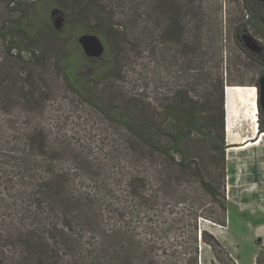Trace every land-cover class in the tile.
<instances>
[{"label": "rangeland", "instance_id": "rangeland-1", "mask_svg": "<svg viewBox=\"0 0 264 264\" xmlns=\"http://www.w3.org/2000/svg\"><path fill=\"white\" fill-rule=\"evenodd\" d=\"M94 1L52 0L31 39L36 51L20 53L27 42L15 24L33 16L37 0H0V227L24 207L33 223L63 222L83 244L97 223L110 244L131 243L160 264H264V139L233 148L250 135L236 129L230 142L225 100V160L212 148L221 125L218 74L229 79L226 91L257 87L264 73L256 57L264 50L245 40L250 33L264 42L245 0ZM54 8L64 14L61 30ZM77 26L76 39L91 33L105 44L104 55L92 59L112 64L87 97L59 69L51 37L52 28ZM194 111V125L184 128ZM133 120L157 128L163 147L139 141L126 127ZM35 127L47 146L27 156ZM182 160L191 166L182 168ZM32 175L54 180L49 192L28 200L22 191L35 184ZM4 192L17 197L9 216Z\"/></svg>", "mask_w": 264, "mask_h": 264}, {"label": "trees", "instance_id": "trees-1", "mask_svg": "<svg viewBox=\"0 0 264 264\" xmlns=\"http://www.w3.org/2000/svg\"><path fill=\"white\" fill-rule=\"evenodd\" d=\"M52 0H37V6L33 8V16L29 18H21L16 23L17 29L23 31V40L27 42L25 46H11V48L17 47L21 51L26 50L29 52L36 51L34 44H31L32 37L37 32L38 25L47 22V11L54 4ZM86 5H96L94 0H80ZM246 9L248 11V17L250 18L249 23L256 26L258 33L264 40V2L260 0H245ZM248 23V22H247ZM11 28L15 26L11 25ZM39 28V27H38ZM244 27H242L243 29ZM246 28V27H245ZM83 31L80 26L75 29L66 27L62 31H56L51 29L52 39L59 49L58 67L64 72L66 80L72 85L73 89L78 92L81 96L87 97L90 91V83L96 82L102 78L110 69L112 64H109L108 60L104 62L97 61L96 59L88 58L85 56L81 46L77 42V34ZM13 35V32H10ZM253 35V34H252ZM254 36V35H253ZM264 47V42H260ZM257 57V56H256ZM264 59V55L258 57ZM264 76L261 74L260 78ZM259 78V82H260ZM229 79L221 73L217 76V112L221 116V125L218 127L219 138L212 137V148L219 153L222 161L225 160L226 155V142H225V100L226 91L225 83ZM260 91V83L257 85ZM260 114H259V128L260 131H264V118L263 108L259 102ZM187 115V123L184 128H191L195 123V113ZM212 117V116H211ZM126 127L131 130L135 137L146 146L152 147H163L162 141L159 137V131L150 122L135 121L133 120L130 124L126 123ZM38 128H32L30 135L26 139L27 142L24 144L22 154L27 153L34 154V151H40L44 153L47 146V142L44 138H37L34 132ZM182 136L176 138L178 143V150L180 151V145L182 143ZM20 153V152H19ZM182 168H187L191 164H187L186 161L182 160L178 163ZM35 182L30 189L22 191L23 195H26V199L34 200L42 192H49L45 187L48 179L51 183L54 178H45L41 183L38 182V177L32 175ZM142 179L137 180V184ZM135 180H130V186L134 185ZM44 186V188H43ZM205 188L211 192H215V187L212 183L205 182ZM6 200L5 203L1 204L2 212L6 213L7 216L12 211L11 206L16 203L17 197L12 196L10 192H4L1 196ZM2 199V200H3ZM22 211L16 214V218L13 216L7 220L5 226L0 227V264H160L158 258H152V255L148 251L135 248L133 244H127L125 246L118 247V241L115 244H110L113 238H109L108 233L104 230L95 228L89 231L84 244L78 241V238H70L68 236L67 224L62 223H48L46 227L39 224H35L32 221V217L27 216V210L22 207ZM24 210L26 212H24ZM30 214V213H29ZM94 213L90 211L84 220H90ZM91 223V222H90ZM92 227V226H91ZM63 228V229H62ZM98 228V227H97ZM205 234V233H204ZM116 239V238H115ZM207 241V240H206ZM211 244L210 241H207ZM216 244H220L218 240H215ZM107 245L109 247H107ZM212 245V244H211ZM214 245V244H213ZM215 246V245H214ZM70 257V258H69Z\"/></svg>", "mask_w": 264, "mask_h": 264}, {"label": "bare ground", "instance_id": "bare-ground-1", "mask_svg": "<svg viewBox=\"0 0 264 264\" xmlns=\"http://www.w3.org/2000/svg\"><path fill=\"white\" fill-rule=\"evenodd\" d=\"M257 97L258 90L255 86L228 85L226 88V132L230 142H236V138L232 137L236 129L244 130L250 135L241 141V146L233 148H244L264 139V132H258L257 129L260 113Z\"/></svg>", "mask_w": 264, "mask_h": 264}, {"label": "water", "instance_id": "water-1", "mask_svg": "<svg viewBox=\"0 0 264 264\" xmlns=\"http://www.w3.org/2000/svg\"><path fill=\"white\" fill-rule=\"evenodd\" d=\"M264 2V0H260ZM57 15L54 25L57 30H61L64 24V14L59 8H54L51 11V16L54 18ZM245 40L247 44L253 47L256 50H264V47L258 42L254 36L250 33H246ZM258 42H256V41ZM78 44L81 46L84 54L90 58H101L105 53V44L102 39L96 35L91 33H83L77 38ZM256 87V86H255ZM257 88V87H256ZM258 90V88H257ZM261 96V105L264 108V76L260 78V91L258 90ZM264 131H261V133Z\"/></svg>", "mask_w": 264, "mask_h": 264}, {"label": "flooded vegetation", "instance_id": "flooded-vegetation-1", "mask_svg": "<svg viewBox=\"0 0 264 264\" xmlns=\"http://www.w3.org/2000/svg\"><path fill=\"white\" fill-rule=\"evenodd\" d=\"M247 29L246 28H243V29H241V30H239V32H241V33H243L244 31H246ZM264 55V53L263 54H260V55H258L257 57H260V56H263ZM260 83V82H259Z\"/></svg>", "mask_w": 264, "mask_h": 264}]
</instances>
